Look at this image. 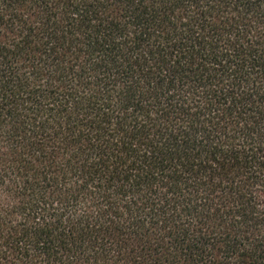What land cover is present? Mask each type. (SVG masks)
<instances>
[{"label":"trees","instance_id":"trees-1","mask_svg":"<svg viewBox=\"0 0 264 264\" xmlns=\"http://www.w3.org/2000/svg\"><path fill=\"white\" fill-rule=\"evenodd\" d=\"M0 264H264V0H0Z\"/></svg>","mask_w":264,"mask_h":264}]
</instances>
